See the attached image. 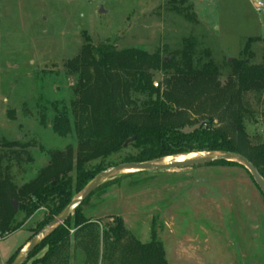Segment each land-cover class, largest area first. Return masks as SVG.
<instances>
[{
    "label": "rangeland",
    "instance_id": "374dc122",
    "mask_svg": "<svg viewBox=\"0 0 264 264\" xmlns=\"http://www.w3.org/2000/svg\"><path fill=\"white\" fill-rule=\"evenodd\" d=\"M188 6L195 19L176 10ZM190 37L198 44L196 59L202 63L212 60L224 87L231 72L227 62L240 59L247 39L264 40V11L256 12L250 0H0V141L30 145L22 149L21 160L3 151L13 181L22 186L36 178L49 164L52 150L69 146L77 150L75 134L59 137L53 133L52 123L58 114L72 115L78 78L66 65L88 40L95 45L109 42L119 50L134 47L159 52L168 61V55L181 49L183 39ZM252 51L259 64L264 41L255 43ZM163 79V73H155L156 86ZM244 99L253 111L246 130L258 144L264 141V94H248ZM220 102L186 99L182 103ZM42 115L46 128L40 124ZM189 116L201 120L207 113ZM115 186L113 191L124 194L133 188V193L120 202L107 197L113 187L95 194L82 208L88 219L110 224L115 217L123 219V211L141 212L139 220L123 219L138 240L145 231L152 238L155 228L163 243L173 230L179 239L184 238L186 249L198 248L203 264L210 261L209 253L211 258L215 253L220 257L215 264H264V197L244 168L200 166L145 172ZM136 191L139 198L131 200ZM42 218V212L26 221L24 214L19 215L23 227L0 239V264H7L20 246L24 244L22 250L28 244L31 230ZM164 249L168 247L164 245Z\"/></svg>",
    "mask_w": 264,
    "mask_h": 264
},
{
    "label": "trees",
    "instance_id": "16d2710c",
    "mask_svg": "<svg viewBox=\"0 0 264 264\" xmlns=\"http://www.w3.org/2000/svg\"><path fill=\"white\" fill-rule=\"evenodd\" d=\"M176 10L186 18H196L191 6ZM260 41L264 40L247 39L240 59L227 62L231 72L221 87L215 63L196 59L198 44L192 37L183 39L181 49L169 54L168 61L159 52L151 54L134 47L119 50L109 42L95 45L88 40L66 65L78 78V100L72 117L58 114L52 123V131L59 137L75 134L77 150L69 146L50 151L49 164L36 178L18 186L10 177V168L4 165L3 151L21 160L22 149L30 145L0 141V239L42 212L43 218L31 230V240L95 176L125 163L226 151L244 156L264 179V141L254 144L247 133L245 123L253 111L244 99L248 94H264V52L258 64L252 51ZM206 55H210L208 51ZM155 73H163V84L155 85ZM186 99H218L222 103H182ZM201 111L207 113L201 120L189 116ZM40 124L46 128L44 115ZM198 124L202 127L193 133L181 132ZM206 166L244 168L226 161ZM143 173L121 175L101 185L30 255L26 264H169L155 228L151 241L143 244L128 231L123 219L115 217L113 223L101 224L88 219L82 210L95 194ZM20 214H24L23 222L18 220ZM20 250L7 264L13 263Z\"/></svg>",
    "mask_w": 264,
    "mask_h": 264
},
{
    "label": "water",
    "instance_id": "95a60500",
    "mask_svg": "<svg viewBox=\"0 0 264 264\" xmlns=\"http://www.w3.org/2000/svg\"><path fill=\"white\" fill-rule=\"evenodd\" d=\"M230 62L232 60H229ZM155 85H157L155 83ZM202 127V124L193 127L187 126L181 130L183 134H190ZM159 159L144 163H125L107 170L102 171L95 176L84 189L70 202V204L56 216L47 226L39 231L31 238L28 244L18 253L12 264H26L30 255L61 225H63L72 215L76 213L78 208L105 182L114 179L115 177L137 173V172H157L167 171L182 168L200 167L210 165L216 162H233L243 166L252 176L254 182L264 195V179L259 174L255 166L249 162L244 156L233 152L216 151L202 152L193 154L185 160L166 161ZM14 209L18 211V203L14 202Z\"/></svg>",
    "mask_w": 264,
    "mask_h": 264
},
{
    "label": "crops",
    "instance_id": "0c3cea01",
    "mask_svg": "<svg viewBox=\"0 0 264 264\" xmlns=\"http://www.w3.org/2000/svg\"><path fill=\"white\" fill-rule=\"evenodd\" d=\"M252 3H253V6H254V8H255V10H256V12H259V13H261V12H263L264 11V1L263 0H259V1H261L260 3H262L263 4V7H262V9L261 10H258L257 9V5L259 4L257 1L258 0H250ZM120 186H123V184H121ZM120 186H117V188H119ZM113 187V189H112V191L114 190V188H116V186L114 187V186H112ZM111 187V188H112ZM138 187V186H137ZM135 188V187H134ZM130 189V188H129ZM127 190L126 192H124V194L122 193H119V191H110L109 192V195L107 194V197L108 196H110L111 195V197L113 198V199H115V198H117V201H119L120 202V200H121V198H123L124 197V195H126V194H132L133 192H132V189H130V190ZM118 190V189H117ZM137 192V191H136ZM139 191L137 192V194H136V197H134V196H132L131 197V200H134V199H138L139 197ZM109 200H112V199H109ZM130 200V201H131ZM122 202V205H123V201H121ZM138 204V203H137ZM123 215H122V214ZM120 213V216H122L123 217V219L126 221L127 219H131V217H133L134 218V220H136L137 218H138V220L140 219V217H141V215L143 214V213H141V212H137V211H130V212H125V211H123V212H121ZM96 220V219H95ZM95 220H92V221H95ZM134 225V224H133ZM126 226H127V229H128V226H129V223L128 222H126ZM166 226L168 227V224H166ZM169 228H171V227H169ZM130 230V229H129ZM132 233L133 232H135L134 230H133V228L130 230ZM170 234L173 236H171L170 237ZM140 235H141V237H142V240H139L141 243H143V244H146V243H148V242H150L151 240H150V238H151V236L149 237V235H150V231H145V233L144 234H141L140 233ZM30 239V237H28V240ZM166 240H164V237H163V240H164V242H163V244L164 245H166V247H168V249H165V253H166V259H167V261H168V263L169 264H187L186 263V261L187 260H193L194 261V264H203V263H201L202 262V259H200V257H198L199 256V250H197V249H186L185 248V243H184V238L182 237L181 239H179L177 236H175L174 235V233H173V230H171V231H169V232H167V234H166V238H165ZM189 239V238H188ZM171 240V241H170ZM190 240V239H189ZM206 242H207V240H205ZM189 242V241H188ZM22 246H24V244L22 245ZM22 246H20V247H22ZM19 247V248H20ZM18 248V249H19ZM17 249V250H18ZM16 250V251H17ZM210 253H209V255H207V256H209V260L210 261H208V263L206 262V263H204V264H215V260L217 259V258H220V257H218V256H216V253H215V255H214V257L213 258H211L210 257Z\"/></svg>",
    "mask_w": 264,
    "mask_h": 264
},
{
    "label": "built area",
    "instance_id": "2783aa9c",
    "mask_svg": "<svg viewBox=\"0 0 264 264\" xmlns=\"http://www.w3.org/2000/svg\"><path fill=\"white\" fill-rule=\"evenodd\" d=\"M198 1H199V2H204L205 0H198ZM257 9H258V10H261L262 7L258 4V5H257Z\"/></svg>",
    "mask_w": 264,
    "mask_h": 264
},
{
    "label": "bare ground",
    "instance_id": "6f19581e",
    "mask_svg": "<svg viewBox=\"0 0 264 264\" xmlns=\"http://www.w3.org/2000/svg\"><path fill=\"white\" fill-rule=\"evenodd\" d=\"M190 157H192V156H190ZM188 157H179V158H177V160H179V161H182V160H185V159H187Z\"/></svg>",
    "mask_w": 264,
    "mask_h": 264
}]
</instances>
